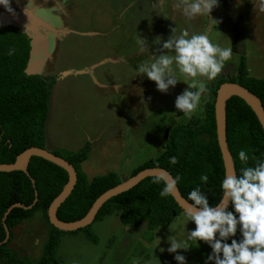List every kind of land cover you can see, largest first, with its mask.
I'll return each instance as SVG.
<instances>
[{"label":"rangeland","instance_id":"1","mask_svg":"<svg viewBox=\"0 0 264 264\" xmlns=\"http://www.w3.org/2000/svg\"><path fill=\"white\" fill-rule=\"evenodd\" d=\"M34 1L37 7L57 5L61 23L72 31L58 41L44 74L59 77L61 72L84 70L97 64L91 73L57 79L46 120L47 149L75 152L89 142L88 157L80 163L88 178L109 171L117 172L122 180L128 178L135 167L164 150L170 128L189 118L175 108V99L181 94L178 91L187 88L184 82L161 93L155 82L136 74V69L160 47L153 43L157 36L162 43L174 27L176 34L184 29L199 34L207 28L208 18L199 16L186 21L173 7L175 0ZM9 6L12 9V3ZM1 11L7 10L1 6ZM211 16L218 24L209 33L210 40L222 48L231 47L233 53L221 73L214 80L205 81L208 90L191 117L202 116L204 103L211 98L210 87L228 70L234 72L239 52L246 56L249 74L264 78V12L259 10L258 0H219ZM139 36L147 40L149 51H141ZM240 36L243 48L239 46ZM103 60L107 62L98 64ZM112 84H117L121 91L115 92L108 86ZM184 214L157 227L153 240L148 242L143 237L145 223L126 226L113 213L92 223L90 230L97 237L96 243L85 236V231L65 233L60 236L57 255L63 264H177L173 259L176 253L166 250V241L172 235L178 240L186 239L187 232L194 229V223L189 221L184 230ZM48 230L42 212L37 211L13 228L9 246L18 255L36 262ZM189 243L192 247L177 252L186 257L187 264H204L210 247L203 241L198 242L199 246Z\"/></svg>","mask_w":264,"mask_h":264},{"label":"trees","instance_id":"2","mask_svg":"<svg viewBox=\"0 0 264 264\" xmlns=\"http://www.w3.org/2000/svg\"><path fill=\"white\" fill-rule=\"evenodd\" d=\"M239 46L244 47L239 39ZM9 49H14L8 55ZM30 39L18 27L8 25L0 27V163H11L23 150L31 146L46 147V120L52 88L58 76L25 73L29 59ZM240 60L234 74L222 76L216 85L210 87L211 98L203 107L202 116L193 115L184 122L169 129L164 150L150 161L135 167L130 176L147 167H162L169 171L174 179L179 176L177 186L187 199L188 193L197 186L206 193L210 206H215L221 197L220 183L224 175V166L216 139L214 100L216 90L222 82L241 84L257 95L264 107V78L251 76L248 72L246 56L240 53ZM226 136L232 154L236 175L241 167L254 166L252 157L264 159V131L252 109L239 97L232 96L226 105ZM91 145L87 142L78 151L65 149L51 150L73 164L77 171V182L70 195L59 206L57 216L64 221L82 218L96 198L104 191L122 181L115 171L88 178L81 170L80 163L87 159ZM245 150L249 155L247 164L238 159V152ZM175 157L176 163L170 162ZM28 172L35 181L23 171L0 172V242L5 238L2 216L15 202L29 205L34 199V190L38 200L30 209L13 208L5 223L10 229V237L0 245V263L3 264H63L57 255L60 236L65 233L85 231V236L93 243L97 237L90 230L91 225L72 232H64L48 221L47 208L68 180L67 172L56 164L41 157L32 156ZM202 174L208 175V182L200 180ZM156 177H146L127 191L111 197L99 209L95 221L115 213L119 221L128 226H147L143 237L151 242L154 230L170 224L183 213L172 195L161 196L163 183H156ZM188 200V199H187ZM189 201V200H188ZM41 211L49 230L42 253L36 262L9 246L13 237V228L23 220ZM239 238V233L237 234Z\"/></svg>","mask_w":264,"mask_h":264},{"label":"clouds","instance_id":"3","mask_svg":"<svg viewBox=\"0 0 264 264\" xmlns=\"http://www.w3.org/2000/svg\"><path fill=\"white\" fill-rule=\"evenodd\" d=\"M218 3L219 0H175L173 7L186 21L205 16L209 20L207 28L199 34H190L187 29L176 34L174 27L162 43L161 37L157 36L153 43L160 47L136 69V74L155 82L156 89L161 93L174 88L178 82H184L187 88L176 97L175 108L189 118L199 107L202 94L208 90L205 81L214 80L221 73L225 61L232 57L231 47L222 48L209 38L213 26L218 24L211 16ZM258 3L259 10L264 12V0H258ZM9 5L10 0H0V6L12 12ZM138 40L141 51L146 48L149 51L147 40L140 36ZM13 53L14 49H9L8 55ZM237 155L246 165L250 158L247 152L242 149ZM252 159L254 166L241 167L240 175L223 177L221 197L215 206H210L200 186L188 193L187 199L191 203L184 214V230L189 221L195 227L187 232L186 239L178 240L172 235L166 241L169 245L166 250L176 253L173 259L177 264H187L186 257L177 250H188L192 247L189 241L198 246V242L203 241L210 247L204 264H264V159L254 156ZM170 162L175 164V157L170 158ZM179 179L177 176L169 182L166 174H161L154 182L164 184L160 192L163 197L170 195ZM208 179L207 174L200 176L203 183H207ZM159 243L160 239L157 245Z\"/></svg>","mask_w":264,"mask_h":264},{"label":"water","instance_id":"4","mask_svg":"<svg viewBox=\"0 0 264 264\" xmlns=\"http://www.w3.org/2000/svg\"><path fill=\"white\" fill-rule=\"evenodd\" d=\"M8 25L18 27L30 39L29 59L25 68V73L28 75L44 74L46 62L52 59L54 46L58 41H61L66 34L72 32L68 30V28L63 24L59 25L58 27L54 26L49 20L40 16L38 14V7L31 4L30 0H23L20 2L14 1V11L0 12V27ZM105 62H107V60H103L98 64ZM96 66L97 64L92 65L84 70H67L61 72L58 78H63L69 74L91 73V70ZM232 96L241 98L252 109L264 131V107L260 98L239 83L225 81L219 84L214 100V116L216 139L223 161L224 175L236 174L234 160L229 150L226 136V105L227 100ZM167 135L168 131L166 132V136ZM32 156L41 157L47 161H50L63 168L68 174L67 182L47 208L49 223L55 228L64 232H72L92 225L99 209L107 200L120 194L121 192L129 190L146 177H157L161 174H166V179L169 182L174 179L172 174L162 167L144 168L99 195L89 208L88 212L82 218L73 221H64L58 218L57 210L70 195L77 182V171L73 164L61 156L54 154L47 148L31 146L18 154L13 162L0 163V172H10L15 170L23 171L30 178L32 186L35 188V181L28 172V164ZM37 194L38 192L35 189L34 199L29 205H24L21 202H15L6 209L1 219L5 229V238L0 242V245L2 243H6L10 237V229L5 223L8 213L16 207L23 209L32 208L38 200ZM170 194L185 213L191 202L181 194L177 184L175 189Z\"/></svg>","mask_w":264,"mask_h":264},{"label":"flooded vegetation","instance_id":"5","mask_svg":"<svg viewBox=\"0 0 264 264\" xmlns=\"http://www.w3.org/2000/svg\"><path fill=\"white\" fill-rule=\"evenodd\" d=\"M20 1H23V0H20ZM30 1H31V4L35 5L34 0H30ZM10 3H12V9L14 11V0H10ZM56 6L54 8L52 5L48 6V5H39L38 4V14L40 16H42L43 18L49 20L54 26L58 27L59 25L62 24L61 20L63 21V19L61 18V16L58 15V13H57L58 9L56 8ZM58 43L59 42H57V44L54 46V48H53L54 50L57 48ZM234 72H235V70H234ZM234 72H232V70H228L224 76L234 74ZM178 93H182V91L179 90Z\"/></svg>","mask_w":264,"mask_h":264},{"label":"crops","instance_id":"6","mask_svg":"<svg viewBox=\"0 0 264 264\" xmlns=\"http://www.w3.org/2000/svg\"><path fill=\"white\" fill-rule=\"evenodd\" d=\"M0 8H1V6H0ZM72 33V32H71ZM70 33V34H71ZM108 61H110V62H113V61H111V60H108ZM94 65V64H93ZM92 66V65H91ZM92 72V71H91ZM85 74V73H84ZM68 76V75H67ZM66 77V76H65ZM108 86H110L115 92L117 91V92H120L121 91V88L117 85V84H112V85H108ZM103 87L105 88L106 87V84L105 85H103ZM43 219H44V217H43ZM119 219V218H118ZM45 220V219H44ZM21 224V223H20ZM36 240V239H35ZM36 242H38V240H36Z\"/></svg>","mask_w":264,"mask_h":264}]
</instances>
